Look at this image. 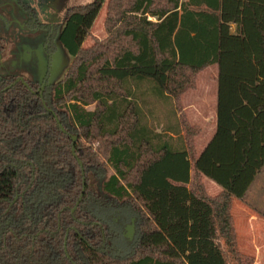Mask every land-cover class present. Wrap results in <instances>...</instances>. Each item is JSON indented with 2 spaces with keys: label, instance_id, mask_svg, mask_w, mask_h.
Wrapping results in <instances>:
<instances>
[{
  "label": "trees",
  "instance_id": "obj_1",
  "mask_svg": "<svg viewBox=\"0 0 264 264\" xmlns=\"http://www.w3.org/2000/svg\"><path fill=\"white\" fill-rule=\"evenodd\" d=\"M106 1L49 28L72 58L56 82L0 78V264H254L232 207L264 167V0H108L107 36L84 48ZM212 65L216 130L198 154L175 106ZM145 97L174 129L149 125ZM117 212L136 218L126 251Z\"/></svg>",
  "mask_w": 264,
  "mask_h": 264
},
{
  "label": "rangeland",
  "instance_id": "obj_2",
  "mask_svg": "<svg viewBox=\"0 0 264 264\" xmlns=\"http://www.w3.org/2000/svg\"><path fill=\"white\" fill-rule=\"evenodd\" d=\"M90 0H69L70 5H85ZM68 2V0H67ZM63 3V0H62ZM108 0L104 4L89 37L83 47L89 48L93 44V39L103 40L107 34L105 31V19L107 14ZM0 14H2L6 22L1 21L0 35L7 41L6 57L3 63V70L7 72L16 71L13 63H26L33 69L34 73L39 71V67L47 63V56L43 49L44 31L41 29H30L26 26V14L23 8L15 0H0ZM44 17H46L44 15ZM230 31L235 33L234 26ZM93 38V39H92ZM45 62V63H44ZM72 58L66 50L59 45L56 53L52 56L50 63V75L58 74L61 78L68 66L71 64ZM43 63V64H41ZM49 70V69H48ZM26 76L29 75L28 70L23 69ZM217 65H212L201 71L196 78L195 88L187 91L182 97L180 104L175 108L178 114L186 116L192 126L200 128V134L195 138L197 152L200 153L207 145L215 130L212 131L216 120V103H217ZM47 77V75H46ZM33 80H38L37 78ZM49 80V79H48ZM147 98V104L144 112L149 116V125L156 131L171 130L175 128V120L171 117V108L169 105H163L156 102L150 97ZM149 98V99H148ZM90 106L89 109H92ZM173 110V109H172ZM181 113V114H180ZM203 130V132H202ZM207 192L214 196L220 192V187L214 184L208 178L204 179ZM251 210L253 217L245 216V211ZM248 210V211H249ZM235 228L237 236H239L238 247L243 254L255 257V264L264 263V167L256 176L255 180L249 187L244 201H235L232 208ZM244 215V216H243ZM132 217H128L125 213L117 212L111 217V223L120 233L118 242L122 251L128 250L132 241H128L123 237L125 227L130 224ZM251 222L252 225H251ZM254 227L255 237L251 239V228ZM253 246V247H252ZM256 252L255 253L253 252ZM262 255V256H261Z\"/></svg>",
  "mask_w": 264,
  "mask_h": 264
},
{
  "label": "flooded vegetation",
  "instance_id": "obj_3",
  "mask_svg": "<svg viewBox=\"0 0 264 264\" xmlns=\"http://www.w3.org/2000/svg\"><path fill=\"white\" fill-rule=\"evenodd\" d=\"M15 1L23 8L26 14V20H25L26 26L30 29H41L44 31L43 49L45 51L46 56L48 57V67H50L52 56L56 53L57 49L53 53L50 52L51 47L48 44L49 28L54 27L55 25L59 26L60 28L62 27L64 23L65 8L68 5H70L69 0L68 2L67 0H63V3L62 0H15ZM44 15L46 17H44ZM3 20L5 22L7 21L5 17L2 14H0V25H1V21ZM6 42L7 41L4 39V37L0 35V78L4 76H14L16 78L14 84L21 82L23 85L24 83L21 81V78L24 79L25 83L38 82L37 80H33L34 78H30L24 74L23 69L25 65L24 63H21L19 61L13 63L14 67L16 68V71L7 72L3 70V63L5 61V58H7L5 53L7 48ZM58 42H59L58 40L55 41L56 46ZM49 77H50V72L47 74L44 83L48 81ZM44 85H41L40 89H43ZM28 88H30L29 84H28ZM133 218L135 217H132L131 220ZM135 233H136V218H135ZM134 237L135 234L133 236V239L130 241H133Z\"/></svg>",
  "mask_w": 264,
  "mask_h": 264
},
{
  "label": "water",
  "instance_id": "obj_4",
  "mask_svg": "<svg viewBox=\"0 0 264 264\" xmlns=\"http://www.w3.org/2000/svg\"><path fill=\"white\" fill-rule=\"evenodd\" d=\"M59 45H61L59 42L57 43V47H59ZM48 58V57H47ZM45 63V62H44ZM43 64V63H41ZM49 67H48V60H47V63L46 64H43L39 67V71L36 73V76H37V81L39 83H42L44 82L45 78H46V75L49 73ZM59 78L58 74H53L51 72V75L49 77V80H48V83L49 84H53L54 82H56ZM21 81L24 83V85L26 87H28V84L24 82V79L21 78ZM61 129L64 131L63 127L60 125ZM72 140L73 142H75L76 138L74 136H72ZM73 153H74V148H73ZM79 164L81 165V163L79 162ZM83 196V194H82ZM81 196V197H82ZM81 199V198H80ZM135 234V218H133L131 220V223L125 228V233H124V237L126 239H128L129 241L133 239V236Z\"/></svg>",
  "mask_w": 264,
  "mask_h": 264
},
{
  "label": "crops",
  "instance_id": "obj_5",
  "mask_svg": "<svg viewBox=\"0 0 264 264\" xmlns=\"http://www.w3.org/2000/svg\"><path fill=\"white\" fill-rule=\"evenodd\" d=\"M234 26V30L236 31V27H235V25H232L231 27H233ZM231 29V28H230ZM232 33V32H231ZM232 34H234V33H232ZM24 69H26V70H28V72H29V75L31 76V77H33L34 79L35 78H37V76H36V73H34V71H33V69L32 68H30L26 63H24ZM200 128H202V126L200 127ZM213 130H216V120H215V122H214V126H213V128H212V131ZM202 132H203V130H202ZM214 133H215V131H214ZM213 133V134H214ZM212 138V137H211ZM195 147H196V142H195ZM205 148V147H204ZM203 148V149H204ZM196 151H197V148H196ZM203 151V150H202ZM201 151V152H202ZM200 152V153H201ZM198 153V152H197ZM199 154V153H198ZM204 179H205V177L203 178V181H204ZM205 183V182H204ZM220 191H221V189H220ZM210 195V194H209ZM235 201L236 200H234V202H233V205H235ZM233 208V207H232ZM249 210V209H248ZM247 210V212L245 211V213H243V214H245V216H247L248 218H250V217H253L254 218V215H252L250 212H251V210H249L248 211ZM244 216V215H243ZM234 218V217H233ZM252 223L253 222H251V225H252ZM234 224H235V222H234ZM254 224V223H253ZM251 239H253L254 237H255V231H256V229H254V227H252L251 228ZM257 232V231H256ZM236 233H237V230H236ZM239 240V236H237V241ZM253 247V246H252ZM238 248H240V247H238ZM240 250V249H239ZM241 251V250H240ZM242 252V251H241ZM253 252L255 253V255H256V252L254 251V249H253ZM243 253V252H242ZM246 255H248V254H246ZM249 256H252V255H249ZM262 256V255H261ZM252 257H254V256H252ZM264 257V256H263ZM254 259H255V257H254ZM255 262H256V259H255ZM255 264V263H254ZM264 264V263H263Z\"/></svg>",
  "mask_w": 264,
  "mask_h": 264
}]
</instances>
